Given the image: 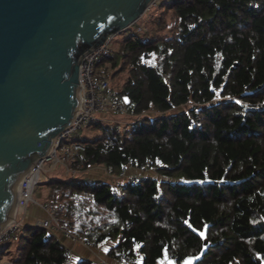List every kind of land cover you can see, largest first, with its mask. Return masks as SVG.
<instances>
[{"label": "trees", "instance_id": "trees-1", "mask_svg": "<svg viewBox=\"0 0 264 264\" xmlns=\"http://www.w3.org/2000/svg\"><path fill=\"white\" fill-rule=\"evenodd\" d=\"M148 23L129 28L98 71L134 118L83 141L84 162L169 179L119 180L117 194L84 175L47 179L46 201L73 213L74 235L117 241L113 258L264 264V0H172ZM84 191L92 204L81 209ZM13 240L16 264H66L68 249L44 227Z\"/></svg>", "mask_w": 264, "mask_h": 264}, {"label": "water", "instance_id": "water-1", "mask_svg": "<svg viewBox=\"0 0 264 264\" xmlns=\"http://www.w3.org/2000/svg\"><path fill=\"white\" fill-rule=\"evenodd\" d=\"M152 2L0 0V230L19 180L74 117L84 57Z\"/></svg>", "mask_w": 264, "mask_h": 264}, {"label": "built area", "instance_id": "built-area-1", "mask_svg": "<svg viewBox=\"0 0 264 264\" xmlns=\"http://www.w3.org/2000/svg\"><path fill=\"white\" fill-rule=\"evenodd\" d=\"M159 0H153L151 7L157 6ZM113 50L108 43H105L86 55L80 64V89L79 104L74 117L69 125L55 138L49 153L38 158L18 182V189L15 200V213L12 219L2 226L0 230V243H4L16 238L22 229V220L18 214L24 215L28 207L39 202L34 197V192L41 180V174L50 162L52 168H63L70 177H77L85 168L84 152L87 144L83 141L72 140L74 134L84 126L90 125L100 119V116L108 112H126V105L120 98L117 91L112 88L108 77L98 73L97 68L105 60L111 58ZM148 169L144 166L137 170ZM124 172V171H123ZM143 176L131 175V180L139 181ZM112 193L117 194L115 186L111 187ZM92 204V199L88 191H84L79 198L81 209ZM42 208L48 213V217L38 221L37 225L46 228L53 233H61L73 241H81L92 245L85 238L78 237L70 231L73 213H68L61 204L52 201L40 203ZM71 252L68 250L67 261H70ZM119 260L129 264H140L137 258L121 256ZM0 264H16L11 259H1Z\"/></svg>", "mask_w": 264, "mask_h": 264}, {"label": "rangeland", "instance_id": "rangeland-1", "mask_svg": "<svg viewBox=\"0 0 264 264\" xmlns=\"http://www.w3.org/2000/svg\"><path fill=\"white\" fill-rule=\"evenodd\" d=\"M171 1L172 0H159L158 5L155 7H152V9H149L141 18L138 19L137 22L133 23L131 26L121 31L120 33L114 35L109 41L110 47L112 49H118L121 42L129 34V28H134V29L136 28V29L147 32L150 27L148 23V18L150 16L160 15V13L166 9V7L171 3ZM109 64H110V61L106 60V62L98 66L97 71L102 70L104 67L108 66ZM133 118L134 116L131 115L127 111L126 112H108L100 116V123L87 125L79 129L78 132L75 134V139L78 141H86V140H93L95 137H101L102 131H103L102 127H106L108 124H111L112 126L118 128L121 131H124L126 127L132 122ZM72 140H73L72 138H69L67 142H72ZM86 170H88V167L85 166V168L82 170L80 175H85ZM130 170H132L130 167H126L125 169L121 171L120 174L112 177V179L110 180L112 185L117 188L116 184L118 183L119 180L122 181L123 179H127V178L130 179L131 178V176H129ZM134 172H136L135 175H138V176H143V177L153 176L157 179H169L167 177H162L161 175H159L153 168H148V169H144L140 171L138 170V173L136 169ZM53 178L69 179L70 176L66 173L65 169L52 168V164L48 162L46 164L45 170L41 174V180H42L41 182L47 179H53ZM41 182L39 185H37L35 189L34 197L39 202H47L46 197H47L48 191L46 190V188L43 186ZM14 212L15 210H13V214ZM18 218L22 219L23 215H21V213L18 214ZM9 242H10V246H8V242H6L5 244L2 243L3 245L0 244V252H5V254L3 255V259H12L13 255L11 252L13 251L15 247V241L11 240Z\"/></svg>", "mask_w": 264, "mask_h": 264}, {"label": "crops", "instance_id": "crops-1", "mask_svg": "<svg viewBox=\"0 0 264 264\" xmlns=\"http://www.w3.org/2000/svg\"><path fill=\"white\" fill-rule=\"evenodd\" d=\"M135 170L136 169L130 170L129 176H131L132 174H135L136 173L134 172ZM137 173H138V170H137ZM84 176L90 179H93V180H102V181H108V182H110L112 177H114L108 174L106 169L103 166H99V165H89L88 170H86ZM40 203H44V202H39V204L33 203L28 207L25 214L23 215V218L21 219L22 227L37 225L39 220L45 219L48 217V213L42 208ZM51 233L56 235L58 239L71 252L70 261L66 262V264H79L80 262H84V261H91L92 264H129L117 258H113L109 254L110 249L113 246H115L117 241L108 240L97 246H94V245L85 244L84 242H81V241H73L61 233H53V232ZM139 260L140 258L138 257V261ZM193 261L194 259H188L181 264H189V262L190 264H193ZM159 264H176V263L169 256H165L159 262Z\"/></svg>", "mask_w": 264, "mask_h": 264}, {"label": "bare ground", "instance_id": "bare-ground-1", "mask_svg": "<svg viewBox=\"0 0 264 264\" xmlns=\"http://www.w3.org/2000/svg\"><path fill=\"white\" fill-rule=\"evenodd\" d=\"M18 185L19 184H17V186H16V192H17V189H18ZM13 210H15V205H14V208H13ZM15 213V212H14ZM12 214H13V212H12ZM14 215V214H13ZM13 215L9 218V220L6 222V223H4V225L3 226H5L6 224H8V222L10 221V219H12L13 218Z\"/></svg>", "mask_w": 264, "mask_h": 264}, {"label": "snow or ice", "instance_id": "snow-or-ice-1", "mask_svg": "<svg viewBox=\"0 0 264 264\" xmlns=\"http://www.w3.org/2000/svg\"><path fill=\"white\" fill-rule=\"evenodd\" d=\"M201 235H203V233H201ZM189 264H190V262H189Z\"/></svg>", "mask_w": 264, "mask_h": 264}]
</instances>
